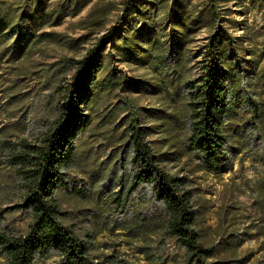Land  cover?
<instances>
[{
  "label": "trees",
  "instance_id": "obj_1",
  "mask_svg": "<svg viewBox=\"0 0 264 264\" xmlns=\"http://www.w3.org/2000/svg\"><path fill=\"white\" fill-rule=\"evenodd\" d=\"M220 1L226 0H207L201 6L193 0H124L127 10L133 8V14L126 11L118 21L122 27H110L77 61L66 87L67 99L53 100L55 115L39 138L14 143L0 138L9 146L16 182L23 192L19 208L29 216L25 230L20 232L6 229L0 215L1 264H39L54 255L60 258V264H98L89 256L85 238L75 225L64 222L56 191L64 183L76 138L89 121L86 106L104 56L142 70L140 79L118 81L120 89L160 96L158 123L139 125L132 111L127 140L136 170L129 187L142 185L144 198L149 199L146 218L154 221L151 230L163 239L173 238L183 248L182 264H230L224 259L208 260L227 252L230 245L237 247L242 238L227 232L222 241L206 245L196 229L198 209L191 180L175 171L184 157L197 160L210 171L231 167L232 132L236 137L241 133L237 123L235 131L233 121L235 100L236 106L243 104L252 114L250 124L262 146L257 154L264 162V102L247 87L246 79L253 72L254 60L242 52L240 44L244 40L217 28ZM96 22L94 19L91 24ZM58 23V13H52L48 0H0V59L18 62L42 45L58 42L59 34L46 30ZM202 28L212 34L203 50L194 55L188 44ZM105 40L109 42L107 52L102 47ZM200 54L203 59L199 71L190 79L189 63ZM242 56L252 62L250 71L239 67ZM62 68L49 69L42 74L43 80L47 82L58 72L65 74ZM235 73L239 79L236 87L232 83ZM142 80L144 84L138 87ZM240 146L236 138V151ZM262 187L255 195L259 226H264V181Z\"/></svg>",
  "mask_w": 264,
  "mask_h": 264
},
{
  "label": "rangeland",
  "instance_id": "obj_2",
  "mask_svg": "<svg viewBox=\"0 0 264 264\" xmlns=\"http://www.w3.org/2000/svg\"><path fill=\"white\" fill-rule=\"evenodd\" d=\"M123 1L48 0L52 13H58L59 23L46 30L57 32L60 40L42 45L36 53L26 54L18 62L0 59V138L9 143L20 139L33 142L39 138L55 115L53 100L67 99L66 87L77 61L110 27H118L120 19L127 13L133 14V8L127 10ZM206 1L193 0V3L201 6ZM236 1L218 2L221 16L216 25L221 32L244 40L240 44L242 52L255 65L252 74L246 76L247 87L264 102V0H242L241 4ZM94 19L96 24H91ZM210 34L202 28L193 37L188 48L194 55L203 50ZM102 47L107 52L108 40ZM202 59L200 54L189 63L190 79L196 77ZM61 65L65 74L58 72L47 82L43 80L42 74ZM238 65L247 71L252 68L250 59L243 56L239 57ZM141 76V69L118 59L111 62L104 56L86 106L89 121L76 138L64 183L56 191L64 222L75 225L85 238L89 256L98 264H182L185 257L183 248L173 238L163 239L151 230L154 221L146 218L149 199L144 198L142 185L129 187L136 173L127 146L131 112H136L139 125L158 123L160 96L122 90L118 81ZM237 82L235 73L234 87ZM143 84L142 80L138 87ZM248 109L243 104L236 106L235 100L233 121L235 131L237 123L241 133L236 137V132H232L230 168L221 172L206 170L190 157L182 158L175 168L191 180L198 209L196 229L201 240L206 245L216 243L227 232L242 238L237 247L230 245L227 252H220L208 261L264 264V226H259L255 196L263 189L264 162L257 154L262 146L250 124L252 114ZM236 138L240 139L239 151H236ZM0 143L1 224L21 232L29 216L19 208L23 192L16 182L9 146ZM39 264H60V258L54 255Z\"/></svg>",
  "mask_w": 264,
  "mask_h": 264
}]
</instances>
